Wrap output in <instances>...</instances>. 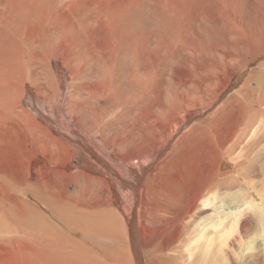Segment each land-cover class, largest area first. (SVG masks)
Returning <instances> with one entry per match:
<instances>
[{
    "label": "bare ground",
    "instance_id": "6f19581e",
    "mask_svg": "<svg viewBox=\"0 0 264 264\" xmlns=\"http://www.w3.org/2000/svg\"><path fill=\"white\" fill-rule=\"evenodd\" d=\"M175 2L158 0L155 7L163 18L186 17L183 21L187 23L193 16L189 7L205 4L199 0ZM204 14L200 13L201 17ZM125 31L123 27L108 28L97 46H84L93 82L86 83L84 73L75 70L80 66L60 63V67L58 55L37 78L34 69L27 71L8 149L0 151V161L9 165L13 160L16 170L0 168V216L17 223L21 240L16 244L46 252L49 248L69 253L78 250V254H85L84 263H78L82 261L79 259L75 264H107L108 260L113 264H213L215 258L224 263L233 230L224 220L215 219L220 214L215 209L222 208L219 191L228 192L237 221L251 208L240 200L246 195L244 190L238 192L240 199L236 200L237 192L231 190L234 182H223L222 161L240 150V162L235 166L243 169L249 162V135L256 132L252 127L249 134L247 124L231 118L223 134L213 133L212 139L200 136V125L205 128V124L198 119L226 89V74L211 64V74L209 67L196 69L186 63L193 74L175 66V70L167 71L175 58L169 50L176 38L173 33L168 35L169 43L162 40L160 48L149 50L151 38L160 45L155 35L150 37L145 28L140 35ZM243 45L238 43L239 48ZM78 46L61 47L69 54L71 47ZM217 52L221 53L219 49ZM222 57L226 62L233 58L230 54ZM232 72L230 69L229 75ZM163 74L169 78H163L158 87L152 78ZM15 77L0 78V86L1 81L11 83ZM168 83L187 95L166 92ZM3 98L0 116L5 118L10 109ZM231 100L215 112L226 109L228 114L231 110L242 114L243 108ZM109 106L114 116L104 110L101 113ZM6 134V130L0 131V146ZM26 195L36 196L34 206L26 202ZM247 200L254 208L258 191L247 194ZM223 214L226 216V211ZM236 230L244 236L238 227ZM7 243L0 241V245ZM215 243L219 245L216 257ZM95 244L117 257L96 253L91 258L88 248ZM76 259L69 256L70 262Z\"/></svg>",
    "mask_w": 264,
    "mask_h": 264
},
{
    "label": "rangeland",
    "instance_id": "374dc122",
    "mask_svg": "<svg viewBox=\"0 0 264 264\" xmlns=\"http://www.w3.org/2000/svg\"><path fill=\"white\" fill-rule=\"evenodd\" d=\"M157 1L0 0V78L16 75L11 83L8 82L9 84L6 83L7 79L1 81L2 85L0 87L5 86L0 88V97L4 96L3 101L10 110H6L5 118L0 116V131H7L5 138L1 142L0 151L3 147L8 149L10 127L16 121L14 114L21 107L20 100L23 98V81L29 75L27 73L29 69H34L38 73L37 78L42 71L45 72V68L49 64L51 65V62L53 64V58L58 55L57 61L60 67L62 64L66 66L73 65L75 68L80 66L79 69L75 70L84 73L86 83L93 82V76L89 74L91 66L86 65L89 57L84 46H97L105 37L108 28L121 29L123 27L126 30L125 32L137 35L141 34L142 28H145L150 37L155 35L158 38V42H160V45L156 46L155 39L151 38L149 41H153L154 44L153 42H148L149 50L151 48H160L162 40L166 39L169 43L168 37L173 33L172 35H175L176 38L170 42L169 50L173 52L175 58L172 60L173 66L166 68L167 71H173L176 68L193 74L191 68H187L186 65L184 66L186 63L196 69L197 67L198 69L201 67L208 69L209 67V74H211V64L215 66L214 70H218L227 76V81H224L226 89L218 96L219 98L217 97L214 100L213 104H216V106L212 109V104L207 113L198 119V123L203 121L205 124V128L200 125L202 131L198 134L200 136L205 135L210 139H212L210 135L213 133L223 134L226 130V124L231 118L234 120L239 118L245 125L247 124V127H249L246 129L249 134L253 132V129L256 132L254 135H249V137L252 136V139H250L249 146L247 147L249 155L247 154L248 157L245 160L249 162L245 161L247 163L243 165L244 168L246 167L245 169L235 166L236 163L240 162L238 158L240 150L238 153L228 155L222 161L221 166L224 172L223 182L226 184L234 182L231 190L234 193L237 192L236 200L238 197L240 199L238 192H243L244 190L246 195H242L240 200L244 204L246 203V208L250 207L252 211L247 210L242 220L240 222L237 221L231 211L234 202L229 198L227 191H219L222 208L220 210L215 209L216 211H220V214H217L218 216L215 219L224 220L225 224L232 226L233 231L229 237L230 243L227 247L228 260L224 263L216 261V258L215 262H213L214 259L210 258V260L213 264H264V0H212V2L211 0H199L201 2L204 1L205 4L201 7H189V14L193 16H191V21L187 23L183 21L186 17L163 18L161 11L155 7ZM175 1L179 2V0H172V2ZM160 5L163 6L164 3ZM199 11L201 14H204L203 12L206 13L201 17L200 13H198ZM248 27L251 31L248 30ZM184 29L187 32H183ZM239 29L245 31H241L240 33ZM24 30L26 34H24ZM28 30L29 32H27ZM236 33H240L241 35H236ZM238 36H240L239 38L242 37L238 39L239 41L237 40ZM241 42L244 44V47L239 48L238 43ZM67 44L81 46L71 47L68 54L61 47L68 46ZM57 48L58 50H56ZM172 49L175 50L173 51ZM217 49L221 53L217 52ZM151 53L153 54V51ZM222 54H230L233 58L226 62ZM203 59L209 63H206L207 65L203 64ZM237 63L239 64L238 68H233L234 66L236 67ZM196 64L198 65L196 66ZM221 65L223 66L220 67ZM230 69L233 72L229 75ZM79 75H81V72ZM166 77L165 74L161 76L155 75L152 79L158 81V83H155L157 85ZM214 85H217V83ZM26 86L24 87V93ZM92 86L95 85L93 84ZM181 89L177 90L168 83L166 92L171 90L172 93L179 92L183 94L182 96H186L187 92L185 94V91ZM163 90L164 86L159 92L161 93ZM215 90L214 92L216 93L217 90ZM217 93L219 92L217 91ZM230 97L232 98L231 101L238 102V105L243 108L244 112L239 114L238 111L231 110L232 112L228 114L226 109H220L216 113L215 111L219 109V105H222ZM88 103L89 106L92 104V102ZM111 107L102 108L101 113L104 110L108 113L110 112L109 116H114V109H109ZM200 109L198 113L202 112ZM222 112L225 113L223 114ZM221 115L224 116L222 117ZM13 116L14 118H10ZM219 137L221 138V135ZM216 154L220 155L219 152H216ZM9 163V165H6L0 161V168L9 166V170L16 172L13 160ZM237 184L242 188H238ZM252 190L258 191V204H255L254 208L252 204H250L251 206L247 205L249 202L247 194ZM35 198V195H26V202L34 206ZM224 211L227 213L226 216L223 214ZM2 217L0 216V241L9 243L0 245V264H75L74 262H78L79 259H82V261L78 263H84L85 254H78V250H73L74 254L72 255V252L69 253L64 250L55 251L49 248V251L46 252L40 251L41 248H35V250L31 246L24 247L21 244H16L15 241L18 240L20 242L21 240L20 236L17 235V223L12 219V221L6 218L5 220ZM3 225L6 228L2 229ZM237 227L241 231V234L244 235L243 237L236 230ZM95 245L90 248L91 250L88 248L89 252H91V258L97 255L102 256V253L108 252L106 249L103 250L104 246H99V248H104L98 249V246L96 245L97 247L95 248ZM218 246L217 243L214 244L213 255L218 252ZM105 254L104 256L106 257H117V255H113L115 252L111 255ZM69 256L71 260L74 256H77V259L71 261V263ZM145 256L147 257V254ZM95 259L97 260V257ZM97 262L99 263L100 260H97ZM111 263L108 260L107 264ZM209 264L212 263L209 261Z\"/></svg>",
    "mask_w": 264,
    "mask_h": 264
}]
</instances>
